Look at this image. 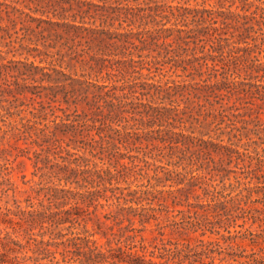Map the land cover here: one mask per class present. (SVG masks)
<instances>
[{
  "label": "trees",
  "instance_id": "16d2710c",
  "mask_svg": "<svg viewBox=\"0 0 264 264\" xmlns=\"http://www.w3.org/2000/svg\"><path fill=\"white\" fill-rule=\"evenodd\" d=\"M204 2L191 6L146 2L145 7H127L123 15L129 20L127 26L137 20L141 21L138 25H144L136 30L65 23L82 27L90 32L91 40L97 41L98 48L89 54L87 64L95 76L104 72L102 82L81 79L56 67L24 72L20 67L7 68L29 77L39 73L40 84L33 86L41 89L29 91L38 104L34 117L45 121L20 129L23 138L37 148L32 156L25 151L32 162V175L49 183L41 188L42 194L38 193L42 197L41 209L22 211L23 219L48 232L51 237L46 244L62 245L63 253L73 249L79 264L166 263L145 258L137 251L143 252L146 246L133 242L136 232L146 229L143 224L156 219L155 214L147 212L154 208L142 202L149 204L166 197L156 196L152 192L155 188L119 185L120 181L126 183L129 170L137 166L135 159L139 157L129 151H142L143 162H148L145 157L149 153L151 157H176L190 167L186 173L177 172L174 183L181 186L158 189V193L180 192L184 185L193 186L199 174L193 172L201 165L208 168L211 162L212 170L218 169L212 153L219 155V160L226 156L228 164L234 155L240 156L233 138L239 141L247 136V130L236 126V117H250L253 100H264V91L258 90L264 85L241 78L242 70H264V62L257 57L263 50L264 33L255 28V24H264V12L259 5L252 11L251 5L232 9L235 0H217V8L207 7ZM224 3H228L226 8ZM148 24L151 27L147 28ZM110 55L126 59L106 64L114 59ZM0 70H6L2 63ZM171 70L189 78L154 79ZM242 108L246 110L244 114L236 113ZM257 117L242 123L258 124ZM194 125L200 128L198 135L194 134ZM210 131H214V138ZM203 156L208 161H202ZM124 158L129 162H122ZM77 210L85 212L87 220H95L96 233L106 239L105 245L97 244L94 232H70L73 235L69 237L61 232L74 227L79 217ZM135 217L143 225L141 228L133 227ZM65 223L69 225L61 227ZM102 224L105 229L101 230Z\"/></svg>",
  "mask_w": 264,
  "mask_h": 264
},
{
  "label": "rangeland",
  "instance_id": "374dc122",
  "mask_svg": "<svg viewBox=\"0 0 264 264\" xmlns=\"http://www.w3.org/2000/svg\"><path fill=\"white\" fill-rule=\"evenodd\" d=\"M202 1L0 0V63L6 66V70H0V264H79L73 249H69L72 252L63 253L62 245L57 246L54 242L46 244L51 237L48 232L38 226H30L23 219L25 215H22V211L26 213L27 209H41L39 200L42 197L38 193L42 194L44 189L41 188L49 184L32 175V162L25 151L28 150L29 156H32V151L37 148L20 133V129L41 120L34 117L38 104L31 99L29 91L40 90L41 87L33 86L40 84L39 73L29 77L7 68L20 67V72H24L56 67L81 79L102 82L100 76L104 72L95 76L87 64L89 54L95 53L98 48L97 41L91 40L90 32L82 27L73 28L65 26V23L110 30H136L137 26L141 29L144 25H138L141 21L137 20L134 25L127 26L129 20L123 17L127 7H145L146 2L148 5L191 6ZM204 5L219 7L217 0H205ZM236 5H251L250 11L259 5L262 7L260 11L264 12V0H235L231 8L235 9ZM227 6L228 3H224V8ZM146 27H151V24ZM255 28H261L260 32L264 33V24H255ZM262 48L257 55L260 62H264V45ZM108 57L114 59L106 61V64L117 58L126 59L120 55ZM133 58L138 59L136 56ZM29 64L42 67L33 68ZM142 73L146 74L147 71L143 69ZM163 73L157 74L154 79L181 81L189 78L177 76L181 74L180 71ZM241 78L264 85V70H242ZM258 90L264 91L261 86ZM253 103L249 110L250 117H236V126H245L244 131L247 130L246 137L239 141L233 138L236 142L233 146L241 152L240 156L237 158L234 155L228 164L226 156L219 160V155L212 153L211 158L218 169L212 170L211 162L208 168L201 165L199 170L193 172L199 173L195 176L194 185H184L183 191L158 193V189L181 186L176 185L174 180L177 172L190 170V167H185L184 160L151 157L146 153L148 162H143L142 151L128 152L136 154L139 159H135L137 166L129 170L126 183L120 181L119 185L129 183L131 188L138 185L155 188L152 192L156 196L166 197L149 204L142 202L143 206L154 208L147 212L155 214L156 219L143 224L146 227L144 231L136 232L133 242L136 246L139 243L146 246L143 252L138 249L139 254L157 262L166 261L164 264H264V100L254 99ZM245 111L242 108L236 113L244 114ZM56 113L61 114L60 111ZM255 116H258V124L255 121L242 123V120L255 119ZM185 124L189 125L188 122ZM194 126V134L198 135L200 128ZM209 134L215 137L214 131ZM223 138L225 142L226 135ZM203 157L202 161H208L207 156ZM121 161L129 162L127 158ZM168 161L171 163L168 164ZM176 161L178 163L174 165ZM28 196L31 197L29 201ZM76 212L79 217L74 227L61 232L67 233L68 237L94 232L93 238L97 244L105 245L106 239L96 233L98 227L95 220H87L85 212ZM104 221L110 224L109 220ZM68 225L65 223L61 227ZM143 225L137 217L134 218L133 227L141 228ZM100 226L101 230L105 229L103 224Z\"/></svg>",
  "mask_w": 264,
  "mask_h": 264
}]
</instances>
